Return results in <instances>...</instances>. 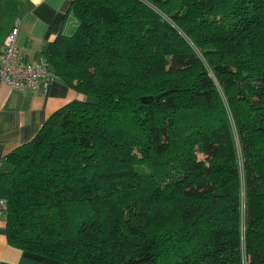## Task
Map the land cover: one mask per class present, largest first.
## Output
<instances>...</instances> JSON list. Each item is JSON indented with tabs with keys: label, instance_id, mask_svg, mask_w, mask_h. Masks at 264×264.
Instances as JSON below:
<instances>
[{
	"label": "trees",
	"instance_id": "1",
	"mask_svg": "<svg viewBox=\"0 0 264 264\" xmlns=\"http://www.w3.org/2000/svg\"><path fill=\"white\" fill-rule=\"evenodd\" d=\"M69 9L73 33L40 55L83 98L4 157L9 244L67 264H264V0Z\"/></svg>",
	"mask_w": 264,
	"mask_h": 264
},
{
	"label": "crops",
	"instance_id": "2",
	"mask_svg": "<svg viewBox=\"0 0 264 264\" xmlns=\"http://www.w3.org/2000/svg\"><path fill=\"white\" fill-rule=\"evenodd\" d=\"M73 0H0V52L13 22L19 19L16 54L36 59L58 34L70 35L77 20L69 9ZM83 95L54 76L46 89L30 92L12 88L0 79V171L10 151L27 144L46 119ZM0 264H67L9 244L4 214H0Z\"/></svg>",
	"mask_w": 264,
	"mask_h": 264
},
{
	"label": "built area",
	"instance_id": "3",
	"mask_svg": "<svg viewBox=\"0 0 264 264\" xmlns=\"http://www.w3.org/2000/svg\"><path fill=\"white\" fill-rule=\"evenodd\" d=\"M19 23V19H16L4 38V47L0 52V79L22 92L34 91L39 87L46 89L54 77L46 59L39 55L29 62L21 60L16 54ZM0 214H5L3 199H0Z\"/></svg>",
	"mask_w": 264,
	"mask_h": 264
},
{
	"label": "water",
	"instance_id": "4",
	"mask_svg": "<svg viewBox=\"0 0 264 264\" xmlns=\"http://www.w3.org/2000/svg\"><path fill=\"white\" fill-rule=\"evenodd\" d=\"M162 94H163V93H159V94L155 95L154 97H153V96H150V97L144 96V97H142V100L145 101V102H147V101H151L153 98H158V97H160Z\"/></svg>",
	"mask_w": 264,
	"mask_h": 264
}]
</instances>
